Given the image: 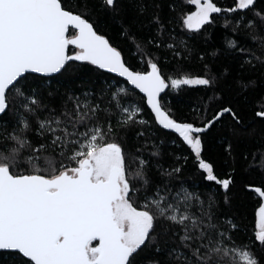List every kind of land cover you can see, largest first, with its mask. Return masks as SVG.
Masks as SVG:
<instances>
[{"label":"snow or ice","instance_id":"snow-or-ice-1","mask_svg":"<svg viewBox=\"0 0 264 264\" xmlns=\"http://www.w3.org/2000/svg\"><path fill=\"white\" fill-rule=\"evenodd\" d=\"M0 264H264V0H0Z\"/></svg>","mask_w":264,"mask_h":264},{"label":"trees","instance_id":"trees-1","mask_svg":"<svg viewBox=\"0 0 264 264\" xmlns=\"http://www.w3.org/2000/svg\"><path fill=\"white\" fill-rule=\"evenodd\" d=\"M217 2L220 6L227 7L231 3V0H217ZM219 23H222V21ZM211 33H212V37H213V42L216 41L217 37H220L221 41H222L224 30L221 27L217 26L216 28L211 30ZM133 51H134V49H133ZM198 95H199V93L193 90V91L188 92L187 94H181L180 96L175 97L173 102H174L176 108L178 109V115L181 112H186L188 110V107L195 102L196 97ZM258 134H259V132H258ZM218 143H219L218 140H213V139L209 138L208 156H209V158L215 160L217 163H219V161L221 159V153H220L219 148L217 147ZM191 171H192V165H191V163H189V165L187 166V170L185 172V178L188 180L189 183H191V181L193 179L192 176L190 175ZM246 211H247L248 219L245 220V224H247L248 227L250 228L252 226V223H251L252 209H251V207H249Z\"/></svg>","mask_w":264,"mask_h":264}]
</instances>
